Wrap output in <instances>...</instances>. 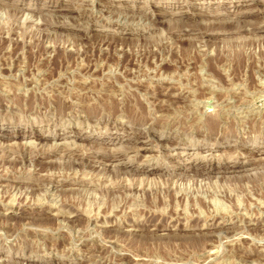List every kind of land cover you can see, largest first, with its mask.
<instances>
[{"label": "rangeland", "instance_id": "374dc122", "mask_svg": "<svg viewBox=\"0 0 264 264\" xmlns=\"http://www.w3.org/2000/svg\"><path fill=\"white\" fill-rule=\"evenodd\" d=\"M0 264H264V0H0Z\"/></svg>", "mask_w": 264, "mask_h": 264}, {"label": "bare ground", "instance_id": "6f19581e", "mask_svg": "<svg viewBox=\"0 0 264 264\" xmlns=\"http://www.w3.org/2000/svg\"><path fill=\"white\" fill-rule=\"evenodd\" d=\"M91 7V6H90ZM122 18V17H121ZM79 21V20H78ZM212 122V121H211ZM213 124V123H212Z\"/></svg>", "mask_w": 264, "mask_h": 264}]
</instances>
